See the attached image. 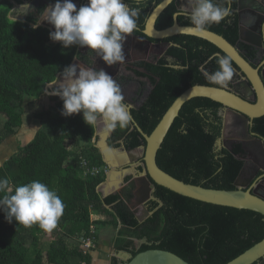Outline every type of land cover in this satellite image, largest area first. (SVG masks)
<instances>
[{"label": "trees", "instance_id": "trees-1", "mask_svg": "<svg viewBox=\"0 0 264 264\" xmlns=\"http://www.w3.org/2000/svg\"><path fill=\"white\" fill-rule=\"evenodd\" d=\"M30 1L0 0V116L5 118L0 141L17 133L25 105L44 96L48 84L62 76L64 68L79 57L76 46L65 49L61 43H50L51 32L47 28L39 25L33 29L45 5L15 24L7 19L12 2L20 6ZM163 1L145 0L139 5L142 12L133 35L144 38L142 31L147 19ZM125 2L136 6L131 1ZM236 3L233 0L230 17L207 29L232 46L239 41ZM177 7L175 0L160 15L155 25L157 31L173 26L172 15ZM176 22L183 27L190 26L184 17ZM150 42L165 44L168 48L159 59L132 65L137 70L136 76L148 79L152 86L143 106L131 111L134 123L148 136L185 90L193 86L221 88L211 84L204 72L216 71L217 57H225L217 47L196 37L175 36ZM232 67L236 69L233 63ZM52 101L53 107L34 115L42 127L25 148L0 167V178L9 179L8 194L18 185L41 181L61 198L64 213L57 227L46 232L38 225L24 227L15 221L9 224L0 211V264H44V261L45 264H80L83 260L81 249L78 250L80 245L77 243L69 251L67 244L89 236L90 227L95 224L92 215L111 217L108 225L117 231L114 249L132 257L158 250L174 254L188 264H228L264 240L261 215L197 202L158 186L152 195V208L148 210L153 213L143 223L136 220V211L130 207L133 184L125 186L119 194L102 199L97 189L104 183L105 175L84 178L81 169L82 161L90 168L105 166L93 143L96 127L86 125L82 113L70 117L61 115L63 101L58 97ZM223 110L221 105L203 98L186 103L156 154L157 167L184 184L206 190L234 191V182L245 165L244 150L241 143L232 144L230 151L218 147L223 132ZM252 124L253 132L264 139V117ZM75 145L81 150L72 157L71 149ZM108 145L112 149L123 147L126 151H135L145 147V142L130 123L125 129L112 131ZM142 172L140 166L138 173ZM129 181L130 178L125 183ZM174 214L182 216V225L176 224ZM9 226L14 231L6 239L2 231ZM40 233L52 239L45 251L38 249L37 234ZM135 241L144 244L136 249ZM86 262L90 264L91 258H86Z\"/></svg>", "mask_w": 264, "mask_h": 264}, {"label": "clouds", "instance_id": "clouds-1", "mask_svg": "<svg viewBox=\"0 0 264 264\" xmlns=\"http://www.w3.org/2000/svg\"><path fill=\"white\" fill-rule=\"evenodd\" d=\"M233 0H182L173 13V20L184 17L190 22L188 31L200 34L213 24H219L232 15ZM131 6L125 0H88L77 10L72 0H56L38 15L33 29L41 22L52 25L55 31L50 40L60 42L67 49L72 46L89 49L108 66L126 61L124 43L138 30V18L143 0H133ZM28 3L8 12L7 19L13 24L33 14ZM78 59V57H77ZM218 69L204 72L207 80L221 88H227L234 76L230 58L217 57ZM94 61L92 62V65ZM70 65L64 68L62 78L48 84L52 89L46 93L63 101L61 115L70 117L82 113L86 125L93 128L102 121L106 130L127 128L131 121V106L125 101L121 87L103 69L93 66ZM79 67V70H78ZM187 69L185 68L184 71ZM9 179L0 178V211L11 224L32 227L38 225L46 232L53 231L62 217L65 205L57 193L39 180L18 185L9 193Z\"/></svg>", "mask_w": 264, "mask_h": 264}, {"label": "water", "instance_id": "water-1", "mask_svg": "<svg viewBox=\"0 0 264 264\" xmlns=\"http://www.w3.org/2000/svg\"><path fill=\"white\" fill-rule=\"evenodd\" d=\"M31 1L28 2V4L31 6L34 5L36 8L39 4L47 7L49 5L54 6L56 3V1L47 2L46 0H34L33 3H31ZM79 1L80 0H76L77 3H79ZM128 1L133 2V0ZM174 1L175 0H164L152 11L146 21L144 30L142 31L144 38L135 35H133L132 38L139 40L150 47L156 46L150 42L151 40L164 41L175 36H191L205 40L217 47L226 57L230 58L231 62L237 69L234 71L241 77L242 82L240 84L229 83L227 88L220 89L206 86H193L185 90L165 112L160 122L149 136L144 134L132 119L131 123L143 138L145 147L139 148L135 151H126L122 147V153L126 154L130 161V165H127L126 167L118 168L115 155L116 153L118 154L119 151L110 149L107 146V139L110 132L104 130L105 133L100 135V143L97 148L105 157L106 162L111 166V171L104 182H107V178L110 181L119 177L121 185L119 184L113 195L119 194L125 186L133 184V197L130 202V207L133 211H138L135 214V218L139 223H143L145 218L149 216L145 204L153 199L152 195L155 191V186L197 202L235 210L250 211L264 217V198L258 196L256 192L252 190L253 188H258L253 184V180L245 177L246 163L234 182V191L206 190L201 187L184 184L162 172L156 165V154L171 126L178 117L182 107L193 99L203 98L211 100L221 105L224 108L226 115L240 119L247 126L252 125L253 121L264 117V71L260 72V68H257L250 63L240 52L238 45L242 40V24L239 22V41L236 46H232L224 38L207 30L200 34H193L188 31L190 26L183 27L178 25L176 22L177 19L174 20L172 27L164 31H157L155 28L157 19ZM61 2H63V0H61ZM259 2L260 0H237L236 7L239 20L241 10L245 8L247 4L249 7H246L254 10V13L264 15L262 7H258V5H260ZM49 27L52 31H55L53 26ZM258 40L264 41V27L260 28V37ZM79 49L80 47L77 46L78 52ZM73 64H75V60L72 65ZM148 82L150 83L149 80ZM47 88L48 86L46 87V93L48 92ZM250 97L252 98L251 101H249ZM126 102L133 107V104L128 101ZM226 115L223 116V132L221 140L218 142V147H224L230 151V148L225 147V131L227 129ZM97 134L98 128L96 127L95 136ZM257 142L259 143L260 148L264 150V141L257 140ZM138 152H140V154H138ZM135 162L143 163L142 165L140 164V166L143 167V172L138 173L137 169V175L131 176L130 181L124 184L123 181L125 178L130 177L129 175L135 170V168H133ZM140 166H138V168ZM100 187H102V185H100ZM136 242L139 247L144 244L140 241H135V243ZM121 253L126 260V264H188L174 254L158 250L145 251L137 254L135 257H132L126 252ZM228 264H264V240Z\"/></svg>", "mask_w": 264, "mask_h": 264}, {"label": "flooded vegetation", "instance_id": "flooded-vegetation-1", "mask_svg": "<svg viewBox=\"0 0 264 264\" xmlns=\"http://www.w3.org/2000/svg\"><path fill=\"white\" fill-rule=\"evenodd\" d=\"M33 2L34 0L31 1V3ZM72 2L76 5L77 10H79L81 6L88 4V0H80L79 3H77L76 0H72ZM177 2L179 4L182 2V0H177ZM259 4L260 5H258V7H262V11L264 14V0H260ZM39 6L42 5L39 4L38 7ZM246 6L249 7L248 4ZM246 6L241 10L240 20L236 7L238 23L240 22L243 26L242 40L239 43L238 47L241 53L244 52L242 55H244L250 63L255 65L257 68H260V72H263L264 41H260L258 40V38L260 37V28L264 27V15L256 14L254 13V10ZM32 9L35 10L36 6L33 5ZM132 36H129L124 43L126 61L120 65H106L102 61V59H100V57L93 56L92 53H89V49H87L86 47H80L79 52L77 51L79 57L78 59L75 58L74 60L75 64L78 66L82 64L85 66H91L92 62L94 61V64L92 65L94 68H96L97 70L103 69L113 79L117 80L125 97V100L133 104V107H131V111H137L148 99L149 95L152 92V86L146 78L136 76L135 72L137 70L132 67V65L144 60L149 62L154 59L161 58L165 54L168 46H166L165 44H154L158 47H150L139 40L133 39ZM241 43L249 45L247 50H244ZM164 46H166L165 51H162L161 47ZM87 62H89L90 64L87 65ZM241 82V77L238 76L237 72L234 71V76L232 81H230V84H240ZM251 100L252 98L250 97L249 101ZM222 113L225 114V110H223ZM227 128L230 129L234 140L237 139L240 142L242 141L244 153L249 157L248 161H245V177L247 179L253 180V184H255L258 188H253L252 190L255 191L258 196L264 198V150L260 148L259 143L257 142V140L264 141V139L253 132V124L247 126L243 121L235 118L234 116H230V121L228 122ZM231 145L232 143L229 146ZM153 200L154 199L148 201L145 204V208L147 211L149 210V208H152L151 201ZM137 212L138 211H136V213ZM148 213L149 216L146 217L144 221L148 220L153 212L151 210L148 211ZM173 217L176 224L182 225V216H180V214H174ZM139 248V246H136V249Z\"/></svg>", "mask_w": 264, "mask_h": 264}, {"label": "rangeland", "instance_id": "rangeland-1", "mask_svg": "<svg viewBox=\"0 0 264 264\" xmlns=\"http://www.w3.org/2000/svg\"><path fill=\"white\" fill-rule=\"evenodd\" d=\"M165 48H166V46L161 47L162 51H165ZM155 54H159V53H155ZM156 56H158V55H156ZM60 78H62V76ZM54 97H56V96H50V95H46V97L42 96L40 98L41 102H40V100H33V101L28 102L25 105V113H24V116L22 118V125L17 130V133L14 136L8 137L6 139H2V141H0V167H2L3 164L10 157L15 155L18 152V150L25 148L27 146V144L32 141L35 134L42 127L40 122L38 120L34 119V115L38 114V113H42L44 111H47L49 108L53 107L54 102L52 100ZM221 115L224 116L226 114L221 113ZM226 117H227V125H228V122L230 121V117H229V115H226ZM4 121H5V118L0 116V136L4 135V130H3L4 129ZM96 126H98L100 132L102 131L103 128H105L102 121H98ZM102 133H105V131H103ZM225 140H226L225 141V147H227V148H230L229 145L231 143L234 144L237 142L241 143L243 146L242 141L240 142L237 139H235V140L233 139V136H232L229 128H227L225 131ZM99 142H100V138H99ZM93 143H95V142H93ZM95 146H96V144H95ZM107 146L109 147L108 144H107ZM109 148L112 149L111 147H109ZM80 150H81L80 146H77V145L73 146L71 149L72 157H73V153H79ZM114 150L120 151L121 148L114 149ZM72 157L69 159V162L72 160ZM248 158L249 157L244 153V155L242 156V159L244 161H248ZM94 226H95V229H97L96 230V239L99 240V244L102 243V241L109 243L110 241L112 242L115 240L116 232H115L114 228H112L108 224H104L103 222L102 223L97 222V223H95ZM4 228L5 229L2 231L3 237L6 239L11 238V234L14 231V227L9 226V227H4ZM37 238H38V246H39L38 249L40 251H45L48 248V245L52 242L51 238L45 237L41 233L37 234ZM135 246H137V247L139 246L137 244V242L135 243Z\"/></svg>", "mask_w": 264, "mask_h": 264}, {"label": "crops", "instance_id": "crops-1", "mask_svg": "<svg viewBox=\"0 0 264 264\" xmlns=\"http://www.w3.org/2000/svg\"><path fill=\"white\" fill-rule=\"evenodd\" d=\"M49 25L50 24L47 23V22H41L40 23V26L45 27L47 29L50 28ZM241 44H242L244 50H247V48L249 47V45H247L245 43H241ZM60 77L61 76H59L58 78H60ZM51 90L52 89L47 88L48 92H50ZM46 95L47 94L45 92L43 97H46ZM38 100H40V99H38ZM40 102H41V100H40ZM96 127L98 128V126H96ZM104 130L106 131V128H103L102 131L100 132L99 128H98V134L96 135V139L94 140V142L96 144V148H98V145L100 143L99 142V138H100V135L102 134V132ZM111 133H112V131L110 132V134L108 136V139L110 138ZM108 139H107V144H108ZM99 152H100V154L102 156L103 163L105 164V166L107 168V174L105 175V177H107V175H109V173L111 171V166H110V164L108 162H106V159L102 155L100 150H99ZM138 154H140V152H138ZM115 160H116V163L118 165V168L119 167H126L127 165H130V161H129L128 156H126V154L122 153V148H121V150L119 151L118 154L116 153ZM138 166H140V162H135V165L133 166V168H135V170H133V173H131L129 175L130 177L125 178V180L123 181L124 184L126 182V179H128V178L131 179V176L137 175V171L136 170L138 169ZM116 178L117 179L114 178V179H112L110 181L107 178V182L106 183L104 182L105 183V184L103 183L104 185L101 184L102 187H100V186L98 187L97 192L99 193V195L101 196L102 199L104 197H108V196H111V195L114 194V192L116 191L117 187L120 184L119 177H116ZM105 180H106V178H105ZM91 220L94 221L95 223H97V222L102 223L103 222L104 224H108L111 221V217H109L108 215H105V214H103L102 216L101 215H92L91 216ZM94 225L92 227L95 229ZM96 230L97 229H95V250L93 251V253L90 256V258H91V263L90 264H126V260H125L124 256L121 255L122 253L121 252H117L114 249V241H112V242L110 241L109 243L102 241V243L99 244V240L96 239ZM115 232L117 233V231H115ZM74 241L75 242L70 243L71 245L67 244V247H68L69 251H73L74 248L76 247V244L78 242H77V240H74ZM80 249L81 248L78 246V250H80ZM43 255H45V254L43 253ZM44 263H45V261H44Z\"/></svg>", "mask_w": 264, "mask_h": 264}, {"label": "built area", "instance_id": "built-area-1", "mask_svg": "<svg viewBox=\"0 0 264 264\" xmlns=\"http://www.w3.org/2000/svg\"><path fill=\"white\" fill-rule=\"evenodd\" d=\"M12 9L18 8L19 5H16L15 3L12 2ZM50 32H53L50 28L48 29ZM50 43L52 44H58L60 42H53L50 40ZM81 169L83 171V177H95L98 176L99 174H107V168L106 166L104 167H93L90 168L88 164L85 161H82L81 163ZM78 244L81 247V253L83 260L80 262V264H87L86 258H90L91 254L95 250V229L93 227H90V232L88 237H80L77 239Z\"/></svg>", "mask_w": 264, "mask_h": 264}]
</instances>
